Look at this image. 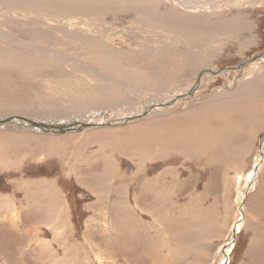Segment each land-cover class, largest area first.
Returning <instances> with one entry per match:
<instances>
[{
	"label": "rangeland",
	"instance_id": "1",
	"mask_svg": "<svg viewBox=\"0 0 264 264\" xmlns=\"http://www.w3.org/2000/svg\"><path fill=\"white\" fill-rule=\"evenodd\" d=\"M60 1L0 0V121H7L0 125V216L5 213L0 220V264H155L157 258L159 264H264V242L250 247L246 258L252 231L263 230L258 238L264 239V228H246L243 210L244 198L259 179L258 174L249 181L252 168L264 166L263 111L253 118L257 120L253 125L243 123L241 138L248 147L240 162L231 157L226 166L181 148L180 139L179 148L171 152L155 147L160 152L153 150V157L162 160L144 164L121 149L129 143V149L137 146L133 132L128 130L126 135V127L144 125L165 138L189 118L197 119V114L211 109L217 96L235 92L250 78L249 85L257 88L232 105L239 100L245 107L264 105V0H211L204 13L214 14L215 25L220 22L215 28L227 27L215 36L206 29L202 11L204 16L196 25L189 22L171 34L163 28L158 31L163 25L157 20L163 13L165 17L173 11L197 13L173 0H79L70 12L56 7ZM189 1L208 7L207 0ZM8 3L16 9L5 8ZM15 4H22L24 11ZM103 6L110 9L103 12ZM181 34H190L187 42ZM59 80L77 91L85 90L96 109L68 110L66 99L50 94ZM159 111L166 113L158 116ZM222 114L239 117L234 106ZM107 129L118 131L119 145L102 146L91 139L96 131ZM85 131L95 135L88 134L83 144L65 141L59 153L63 161L58 147L50 156L45 153L48 142L83 136ZM231 142L237 147L242 141ZM143 143L139 137L141 150ZM31 151L38 155L32 158ZM139 168V177L134 176ZM115 172L129 181L118 180ZM44 180H49L48 186H39ZM6 199L9 203L4 206ZM61 206L66 210H59ZM45 210L63 212L59 229L65 226L64 233L55 235L50 229L47 224L52 218ZM8 221L19 224V231L11 230ZM33 223L43 227L35 238L31 237ZM39 242L46 244L47 253ZM44 254L51 256L46 259Z\"/></svg>",
	"mask_w": 264,
	"mask_h": 264
},
{
	"label": "bare ground",
	"instance_id": "2",
	"mask_svg": "<svg viewBox=\"0 0 264 264\" xmlns=\"http://www.w3.org/2000/svg\"><path fill=\"white\" fill-rule=\"evenodd\" d=\"M8 1H10V0H8ZM13 1V0H12ZM26 1H30V0H26ZM46 1V0H45ZM75 1H79V0H61L60 1V3L58 4V5H56V7L58 8V9H62V10H65V11H67V12H70V11H73L74 10V6H73V4H75L76 2ZM86 1V0H85ZM84 1V2H85ZM143 1V0H142ZM158 1V0H157ZM160 2H162V1H164V2H166V0H159ZM173 1H175L177 4H179L181 7H183V8H185V9H188L189 8V10L190 11H193V12H197V13H191L190 15H188V13H186V15H184V13L182 12H175V11H173L168 17H165L166 16V13H163V15L161 16V18H159V20H157L158 21V23H160L161 25H163V27H158L157 28V30L159 31L160 29H166L170 34L171 33H174V31L176 32L177 30H180V29H182V27H185V25H187V23H192L193 25L195 24L196 25V23L197 22H200L199 20H200V15L201 16H204V15H202L201 13H199V11L201 12H203V14H205L204 13V10H208L210 7H211V5H212V1L211 0H207V4H208V7H207V5H205V6H201V4L199 3V2H195V3H192V2H190L189 0H173ZM2 2V1H1ZM6 2H7V0H6ZM5 2V3H6ZM58 2V1H57ZM97 2V1H96ZM95 2V3H96ZM104 2V1H103ZM160 2H159V4H160ZM16 3H18V2H16ZM56 3V2H55ZM98 3V2H97ZM145 3V2H144ZM150 3V2H149ZM163 3V2H162ZM3 4V3H2ZM28 4H30V3H28ZM92 4V3H91ZM118 4V3H117ZM148 4V3H147ZM12 5V4H11ZM10 5V3H8V6H6L5 8H7V9H10V10H15L16 8L14 7H12ZM14 5V4H13ZM16 6H20V10H21V12H23L24 11V9H23V7L20 5V4H15ZM25 5H27V4H25ZM103 5H105V4H103ZM107 5V4H106ZM253 6H255L256 5V3H254V4H252ZM138 6H140V5H138ZM214 6V5H213ZM35 7H37V6H35ZM92 6H90L89 8H90V11H92L93 9L91 8ZM102 7V6H101ZM100 7V8H101ZM133 7V6H132ZM76 8V7H75ZM157 8V7H156ZM92 9V10H91ZM98 9V8H97ZM107 10V9H110L108 6H103V8H102V10ZM136 9V8H135ZM134 9V10H135ZM158 9V8H157ZM104 10H103V12H104ZM113 11H117L118 10V7H113V9H112ZM156 10V9H155ZM109 11V10H108ZM137 11V10H136ZM151 11V13L150 14H152V15H155V14H157V11H153V10H150ZM93 12V11H92ZM97 12H99L100 13V11H97ZM121 12V11H120ZM134 12V11H133ZM207 12V11H206ZM212 12H213V10H212ZM222 12V11H221ZM90 13V12H89ZM94 13V12H93ZM101 14H103V13H101ZM168 14V13H167ZM216 14H218V13H216ZM215 14V15H216ZM96 15H97V13H96ZM214 14L212 13V14H208V12L205 14V17L207 18L205 21L204 20H202L203 22H205L207 25H208V27H206V29L208 30V29H211L212 30V33H211V36H215V35H219V34H217V33H223V32H225V30H227V27H224V26H219L218 28H215V27H217L218 25H219V23L220 22H218V25H215L214 24V22H216V21H213L211 18H212V16H213ZM56 16V15H55ZM100 16V15H99ZM105 16V15H104ZM89 17H91V16H89ZM97 17V16H96ZM165 17V18H164ZM204 17V18H205ZM221 17V16H220ZM17 18V17H16ZM238 18V17H237ZM71 19H73V18H71ZM88 19V18H87ZM90 19H92V18H90ZM89 19V20H90ZM218 19V18H217ZM93 20V19H92ZM96 20V19H95ZM216 20V19H215ZM94 21V20H93ZM98 21V20H97ZM240 21V20H239ZM89 22V21H88ZM96 22V21H95ZM230 22V21H229ZM224 23V22H223ZM226 23V22H225ZM239 23V22H238ZM156 24V23H155ZM206 24H204V25H206ZM242 24H244V22L242 23ZM203 25V24H202ZM224 25V24H223ZM239 25V24H238ZM74 26V25H73ZM228 26V25H227ZM233 26H235V25H233ZM195 27V26H194ZM239 27V26H238ZM243 27H244V25H243ZM229 29V28H228ZM150 30H151V28H150ZM230 30V29H229ZM239 30H240V28H239ZM243 30V29H242ZM152 31V30H151ZM65 33H67V32H65ZM69 33V32H68ZM165 33V32H164ZM166 34V33H165ZM194 34L196 35V36H199L200 34L199 33H197V31H194ZM10 35V34H9ZM96 36V35H95ZM190 36V34H186V35H183V34H181L180 35V37L181 38H183L184 40H186V37H189ZM193 36V35H192ZM98 37V36H97ZM96 37V38H97ZM101 37V36H100ZM111 37V36H110ZM179 37V38H180ZM195 37V36H194ZM95 38V39H96ZM97 40V39H96ZM95 41V40H94ZM190 41V40H189ZM104 42V41H103ZM186 42H187V40H186ZM192 42V41H191ZM100 43V42H99ZM106 43V42H105ZM107 44V43H106ZM2 45V44H1ZM16 47V46H15ZM105 47V46H104ZM4 48H6V47H4ZM4 48H3V50H4ZM114 48V47H113ZM5 51V50H4ZM8 52V51H7ZM11 52V51H10ZM2 53H4V52H2ZM1 53V54H2ZM199 54H198V56H200L201 58L202 57H204L205 58V56H204V54H202V53H200V52H198ZM6 54V53H5ZM43 54V53H42ZM49 54V53H48ZM120 54V53H119ZM123 54V53H122ZM9 55V54H8ZM203 55V56H202ZM11 56H12V53H11ZM116 57V56H115ZM120 57V56H119ZM11 58V57H10ZM203 58V59H204ZM17 59V58H16ZM11 60H12V58H11ZM11 60H8V62L10 61L11 62ZM14 60V59H13ZM19 60V59H18ZM100 60V59H99ZM16 61V60H15ZM18 62V61H17ZM2 63V62H1ZM7 64V63H6ZM15 64V63H14ZM5 65V64H4ZM29 65V64H28ZM0 66H2V65H0ZM31 66V65H30ZM41 66V65H40ZM45 66V65H44ZM43 66V67H44ZM46 67V66H45ZM56 67V66H55ZM121 67V66H120ZM6 68V67H5ZM7 68H8V66H7ZM48 68V67H47ZM46 68V69H47ZM52 68H54V67H52ZM119 69V68H118ZM122 69V68H121ZM120 69V70H121ZM137 69V68H136ZM21 70V69H20ZM115 70V69H114ZM134 70V69H133ZM18 70L16 69V72H17ZM43 71V70H42ZM19 72V71H18ZM122 74V73H121ZM22 75V74H21ZM119 75V74H118ZM124 75V74H123ZM139 75V74H138ZM130 76H131V74H130ZM140 76V75H139ZM143 76H144V74H143ZM257 76V75H256ZM47 77V76H46ZM71 77V76H70ZM73 77V76H72ZM100 77V76H99ZM43 78H45V77H43ZM57 78H59V77H57ZM64 78H65V76H64ZM64 78H62L61 77V79H63V80H65L66 78H68V77H66L65 79ZM128 78V77H127ZM138 78V77H137ZM142 78H144V77H142ZM28 79H31V78H28ZM60 79V78H59ZM70 79V78H69ZM72 79V78H71ZM131 79H133V77L131 78ZM148 79V78H147ZM146 79V80H147ZM40 80H42V81H44L43 79H41V77H40ZM117 80V79H116ZM258 80V81H257ZM26 81V80H25ZM75 81V80H74ZM125 81V80H124ZM139 81V80H138ZM137 81V83H139ZM145 81V80H144ZM250 81H251V78L249 79V80H247L244 84H242L237 90H235V92L236 91H240L239 93H237V94H233V93H235L234 91H229V92H224V93H222L221 95H219V96H217V97H219V98H217L216 100H215V103H212L213 104V107L211 108V109H206L205 110V112H201V113H199V114H197V116H198V118L197 119H195V118H193V117H191V118H189V122H184L183 124H181V125H179V127L177 128V129H174V130H171V131H169V132H167L166 133V135H165V138L164 137H159V131H157V130H153V129H148L149 127H143V126H136L137 124L135 123L134 125H132V126H136V127H130V128H127L126 127V130H124L125 132H126V135L128 134V130H130V132L132 131L133 132V134H134V136L132 137V139H133V141H134V143H136L137 144V146H136V148H135V150H132V149H129V145H130V143L129 144H124V148H122L121 147V149L122 150H125L126 151V153H128V154H131V155H135L136 157H137V161L140 163V164H144V162H146V160H153V161H157V160H162V156L161 157H158L159 155H157L156 157H153V155H154V151L153 150H156V151H158V152H160L158 149H155V147H159L160 146V148H161V151H167V152H171L170 150H172L173 148H179V144L177 143L178 142V140L180 139V141L181 142H183V146L181 147V148H186V149H190L191 151H193V152H195L196 154L197 153H199V154H201V156L202 155H204L203 157H205L209 162H213V161H215L216 159L220 162V161H222L224 164H225V166H226V162L231 158V157H233V158H236L237 157V161L238 162H240V160H241V158H240V156L241 155H244V151H245V148H246V144L244 143L245 141V138H241V134H243V133H241V128H242V126H243V123H245V122H247V121H250L251 123H252V125H253V122H257V120L256 121H254L253 120V118L254 117H258V115H259V113H260V111H263V113H264V105H262V104H260L259 105V107L258 108H256V104L252 107V108H250V107H245V105L239 100V101H237L234 105H232V103L233 102H235V99H241V98H246V96L248 95V94H250V92H251V90L253 89V88H257V86L255 85V84H251V85H249V83H250ZM261 80H259V79H255V82L257 83H259ZM24 82V81H23ZM22 82V83H23ZM30 82V81H29ZM47 82H48V80H47ZM71 82V81H70ZM69 82V83H70ZM118 82V81H117ZM132 82H134L133 80H132ZM136 82V81H135ZM21 83V84H22ZM114 84V83H113ZM121 84V83H120ZM131 84V83H130ZM30 85V84H29ZM74 85V84H73ZM78 85H79V82H78ZM77 85V86H78ZM90 85V84H89ZM93 85V84H92ZM124 85V84H123ZM122 85V86H123ZM43 86H44V84H43ZM81 86V85H80ZM91 86V85H90ZM119 86V85H118ZM121 86V85H120ZM126 86V85H125ZM150 86V85H149ZM88 87V86H87ZM86 87V88H87ZM260 87V86H259ZM95 88L96 89H99V87L98 86H95ZM106 88H108V87H106ZM112 88H113V86H112ZM122 87H120L119 89H121ZM133 88V87H132ZM131 88V89H132ZM135 88V87H134ZM139 88V87H138ZM40 89V88H39ZM80 89V88H79ZM78 89V91L76 90V89H73L69 84H68V82L67 83H63V81H61V80H59V82L56 84V83H54V85H52L51 87H50V94H57V95H60V96H62L63 97V99H66V103H68V110L70 109V108H72L73 110H74V112L75 113H78L79 111H83V112H86V111H90L91 109L93 110V109H96V107H94V105H95V102L94 101H91V100H89V98H88V96H86V94H87V92H85V90H79ZM90 88H88V90H89ZM111 89V88H110ZM115 89V88H114ZM117 89V88H116ZM118 89V90H119ZM137 89V88H136ZM141 89V88H140ZM107 90H109V89H107ZM106 90V91H107ZM123 90V89H122ZM143 90H144V88H143ZM246 90H247V92H246ZM82 91V92H81ZM92 91H94L93 89H92ZM115 91V90H114ZM124 91H126V90H124ZM134 92H135V90H133ZM96 92V91H95ZM94 92V93H95ZM130 92H131V90H130ZM137 92V91H136ZM139 92V91H138ZM136 94V93H135ZM138 94V93H137ZM140 94H141V91H140ZM57 95H56V97H57ZM111 95H112V93H111ZM110 95V96H111ZM119 95V94H118ZM121 95V94H120ZM123 95V94H122ZM132 96V95H131ZM135 96V95H134ZM133 96V97H134ZM28 97V96H27ZM52 97V96H51ZM108 97V96H107ZM116 97V96H115ZM114 97V98H115ZM120 97V96H119ZM122 97V96H121ZM128 97V96H127ZM260 97H261V95H260ZM48 98V97H47ZM60 98V97H59ZM58 98V99H59ZM30 99H32V98H30ZM57 99V100H58ZM62 99V98H61ZM106 99V98H105ZM109 99V98H108ZM130 99V98H129ZM260 99V98H259ZM51 100V99H50ZM54 100H56V99H54ZM112 100V99H111ZM110 100V101H111ZM118 100V99H117ZM120 100V99H119ZM221 100V101H220ZM121 101H123V100H121ZM125 101V100H124ZM260 101L262 102V100L260 99ZM46 102V101H45ZM53 102V101H52ZM57 102V101H56ZM116 101H114V103H115ZM40 103V102H39ZM48 103V102H47ZM63 103H65V102H63ZM69 103H77L78 104V107H76V106H74V105H71V104H69ZM101 103V102H100ZM9 104V103H8ZM7 104V105H8ZM56 104V103H55ZM124 104V103H123ZM126 104V103H125ZM46 105V104H45ZM50 105V104H49ZM58 105V104H57ZM20 106H22V105H20ZM23 106H24V104H23ZM28 106V105H27ZM61 106V105H60ZM232 106H234V108H235V110H237L238 112H239V117H238V119H236V118H230V117H228V116H226L225 114L223 115L222 113L223 112H229V110H230V108L232 107ZM8 107V106H7ZM31 107V106H30ZM2 108V107H1ZM9 108V107H8ZM18 108H20V107H18ZM55 108V107H54ZM13 109V108H12ZM31 109V108H30ZM200 109V108H199ZM4 110V109H3ZM20 110V109H19ZM1 111V110H0ZM7 111V110H6ZM9 111V110H8ZM39 111V110H38ZM38 111H37V113H38ZM201 111V110H200ZM199 111V112H200ZM20 112H22V111H20ZM40 113V112H39ZM44 113V112H43ZM157 113H159L158 114V116L159 115H162V114H165L166 112H162V111H159V112H157ZM156 113V114H157ZM186 113V112H185ZM184 113V114H185ZM7 115H12V113L11 112H7L6 113ZM22 114V113H21ZM70 115V114H69ZM72 115V114H71ZM43 116V115H42ZM187 116V115H186ZM73 117V116H72ZM80 117H84V115H82V116H80ZM112 117V116H111ZM154 117V116H153ZM153 117H149V118H153ZM155 117H157V116H155ZM71 119H73V118H71ZM81 119V118H80ZM154 119V118H153ZM150 121V120H149ZM144 123V122H143ZM147 123V122H146ZM141 124V123H140ZM145 124V123H144ZM147 124H149V123H147ZM146 125V124H145ZM246 125V124H245ZM244 125V126H245ZM251 125V124H250ZM257 125H259V123L257 124ZM151 126H153V125H151ZM155 126H156V124H155ZM177 126V125H176ZM151 128V127H150ZM244 128V127H243ZM247 127H245V129H246ZM251 128V127H250ZM249 128V129H250ZM12 129V126L11 127H9V130H11ZM110 129V128H109ZM243 131V130H242ZM94 132V131H93ZM92 131H85L82 135L83 136H81V135H71V136H69V137H67V138H64V139H59V140H57V141H51V142H48L47 143V151L45 152L46 154H48V156H50V155H52V153L54 152V150H55V147H58L59 148V152H58V155L61 157L62 156V154H59L61 151H63V147H62V145L63 144H66L67 142H65V141H68V140H72V141H74V143L76 142L77 143V145L78 144H80V143H82L83 141H85L86 140V138L88 137V139H89V135L88 134H94ZM244 132H245V130H244ZM103 133H106V134H104L103 135ZM118 133V131L117 132H114V130H111V131H108V129L107 130H101V131H96L95 132V134H96V137L95 138H91V139H94L95 141H97V142H99L102 146H104V145H110V144H113V143H115V144H117V145H119L120 143H121V141H122V138H120V137H118L116 134ZM124 135H122V136H125V133L124 132H122ZM121 133V134H122ZM87 134V135H86ZM94 134V135H95ZM121 136V135H120ZM121 136V137H122ZM239 136V137H238ZM139 137L141 138V140L142 141H144V143L142 144V150L140 149V147H139V145H138V141H139ZM11 138V137H10ZM22 138V137H21ZM120 138V139H119ZM87 139V140H88ZM121 140V141H115V140ZM231 139H240L242 142L241 143H239L238 145H237V147H234L233 146V143L231 142ZM15 140H18V139H15ZM126 140H127V142H129L130 141V139L128 138H126ZM129 140V141H128ZM18 141H20L21 143L23 142V141H21V140H18ZM123 141H124V139H123ZM68 142H70V141H68ZM117 142V143H116ZM247 142V141H246ZM89 143V142H88ZM70 144V143H69ZM83 144V143H82ZM81 144V145H82ZM85 144V143H84ZM114 144V145H115ZM237 144V143H236ZM77 145H74V146H77ZM70 146H73V145H70ZM98 146V145H97ZM62 147V148H61ZM248 147V146H247ZM66 148V147H65ZM70 148V147H69ZM75 148V147H74ZM73 148V149H74ZM78 148V147H77ZM77 148H75L76 150H77ZM72 149V148H71ZM116 149V148H115ZM69 150V149H68ZM113 150V149H112ZM81 151V150H80ZM84 151H85V149H84ZM189 151V150H188ZM32 152V154H31V157L33 158V157H36L38 154H37V152H33V151H31ZM73 152V151H72ZM173 152V151H172ZM76 153H77V151H76ZM120 153V152H119ZM161 153H163V152H161ZM165 153V152H164ZM163 153V154H164ZM183 153V152H182ZM186 153V152H185ZM1 154V153H0ZM64 154V153H63ZM68 154H70V153H68ZM127 154V155H128ZM57 155V156H58ZM165 155V154H164ZM56 156V157H57ZM80 156V155H79ZM114 156V155H113ZM59 157V158H60ZM130 157V156H129ZM72 158V157H71ZM71 158H70V160H71ZM74 158H76V157H74ZM132 158V157H131ZM135 158V157H134ZM202 158V157H201ZM246 158H247V156H246ZM65 159H67V157L65 158ZM68 159H69V157H68ZM113 159V158H112ZM61 160L63 161L64 159H63V157H61ZM61 160H58L59 161V163H61ZM85 160V159H84ZM133 160V159H132ZM67 161V160H66ZM72 162V161H71ZM0 163H2V160L0 159ZM217 163V162H216ZM221 163V162H220ZM86 164V163H85ZM208 164V163H207ZM59 165V164H58ZM105 165V164H104ZM109 165V164H108ZM208 165H212V164H208ZM114 166V165H113ZM112 166V167H113ZM216 166V165H215ZM224 166V165H223ZM237 166V165H236ZM116 167V166H115ZM108 168V167H107ZM106 168V169H107ZM110 168V167H109ZM244 168V167H243ZM102 170H104L105 171V169H102ZM112 170V169H111ZM117 170V169H116ZM262 170H263V168H262V166H261V170H260V168H258V170L257 171H259V175H260V173L262 172ZM104 171H102V172H104ZM142 171H146V169H144V170H142ZM111 172V171H110ZM140 172H141V170H140V168L136 171V175H134V176H137V177H139V174H140ZM263 173V172H262ZM103 174V173H102ZM109 174H111V173H109ZM108 174V175H109ZM113 174H114V172H113ZM119 174V173H118ZM118 174H117V172H115V176L118 178V180H120V181H122V182H125V181H129V179L126 177V176H122V177H118ZM223 174V173H222ZM257 172H256V176H255V178L257 177ZM101 175V174H100ZM120 175V174H119ZM240 176L241 175H239V174H237V178H238V180L240 179ZM78 177H80V176H78ZM115 177V178H116ZM225 177V176H224ZM82 179H84L83 177H82ZM81 179V180H82ZM76 180H77V178H76ZM80 180V179H79ZM79 180H77V181H79ZM118 180H117V182H118ZM134 180H135V178H134ZM49 181V180H48ZM47 180H44V181H42L44 184H47V183H49ZM98 181H100L99 180V178H98ZM115 182V181H114ZM256 182V181H255ZM51 183V182H50ZM104 183V182H103ZM108 183V182H107ZM106 183V184H107ZM110 183V182H109ZM262 183V182H261ZM52 185L54 184V183H51ZM51 184H50V186H51ZM105 184V183H104ZM111 184V183H110ZM147 185V184H146ZM253 185H254V182H253ZM45 186V185H44ZM47 186H48V184H47ZM54 186V185H53ZM150 185H148L147 187H149ZM151 187V186H150ZM254 187V186H253ZM89 188V187H88ZM97 187H95V189H96ZM113 188V187H112ZM140 188V187H139ZM142 188V187H141ZM144 188H145V186H144ZM143 188V189H144ZM183 187L181 186V189H182ZM94 188H91V190H93ZM147 189V188H146ZM51 190V189H50ZM108 192V191H107ZM95 193V192H94ZM113 193V192H112ZM112 193H111V196H112ZM117 195H119V194H117ZM61 196V195H60ZM109 198V197H108ZM3 199V198H2ZM50 199L51 200H53L51 197H50ZM50 199H48V204H52V202L53 201H50ZM118 202H120V201H118ZM6 203H9L8 201H7V199L4 201V203L2 204V205H4L5 206V204ZM115 203V202H114ZM123 205V204H122ZM137 207V209H135V208H133V210L135 209V210H138V203L135 201V204H134V206L133 207ZM9 207V206H8ZM63 206H61V208L59 209V210H66L65 208H62ZM53 208V207H52ZM119 208V207H118ZM127 208V207H126ZM99 209V208H98ZM131 210V209H130ZM112 212V211H111ZM115 212H116V210H115ZM45 215H48L49 217L51 216V218L53 219H51V220H49L50 222H49V224H47V225H49V227H51L50 225H52V226H55V225H59V226H61L62 225V217L64 216V214H63V212H61V211H59L58 213H52V210H45ZM127 213V212H126ZM246 215V214H245ZM2 217H4V216H2ZM128 218V217H127ZM246 218H247V215H246V217H245V220H244V222H245V225H247L246 223ZM248 219V218H247ZM64 220V219H63ZM11 221H14L13 219L11 220ZM127 221V220H126ZM248 221V220H247ZM138 223H140L139 221H137ZM12 224H16V223H12ZM39 225V224H38ZM45 225V224H44ZM244 225V224H243ZM36 227H37V224L35 225ZM58 226V227H59ZM41 227V226H40ZM46 227V226H45ZM210 227V226H209ZM61 228V227H60ZM211 232V231H210ZM36 233V232H35ZM214 234V233H213ZM35 236H36V234H35ZM210 237V236H209ZM35 238V237H34ZM205 238H206V236H205ZM32 240H33V238H31ZM37 239V238H36ZM202 240L204 239V238H201ZM38 240H40V239H38ZM37 240V241H38ZM200 240V239H199ZM36 241V242H37ZM149 241V240H148ZM201 241V240H200ZM203 241H205V240H203ZM200 244H201V242H200ZM42 246L41 247V249L42 250H44V252L47 250L45 247H46V244L45 243H43V242H39V244H38V246ZM256 245V241H253V242H251L250 243V246H252L251 248H254L253 246H255ZM199 247V246H198ZM251 248H249V249H251ZM201 250V249H200ZM252 250V249H251ZM254 250V249H253ZM44 252H42V253H44ZM46 253H47V251H46ZM50 253V252H49ZM54 254V253H53ZM50 256L51 255H42V257L43 258H46V259H48V258H50ZM154 256V255H153ZM36 258L37 259H40V256L38 255V256H36ZM51 258H54V257H51ZM176 258V257H175ZM55 259V258H54ZM157 260L159 261V259L157 258ZM156 259H155V261H154V263L155 264H159V262L157 261ZM176 260V259H175ZM161 261H163V260H161ZM177 262V261H176ZM37 264V263H36ZM42 264H44L43 262H42ZM152 264H153V261H152Z\"/></svg>",
	"mask_w": 264,
	"mask_h": 264
},
{
	"label": "crops",
	"instance_id": "3",
	"mask_svg": "<svg viewBox=\"0 0 264 264\" xmlns=\"http://www.w3.org/2000/svg\"><path fill=\"white\" fill-rule=\"evenodd\" d=\"M259 167L261 170V166H259ZM262 168H263V170H262L263 173L262 172L260 173L259 179L256 178V182L254 183V187L252 186L251 190L247 193V196L244 198V201H243V207H244L243 210H245L246 215H248L247 216L248 219L246 218V222H247L246 223L247 225H245L246 228H248V227L264 228V166H262ZM257 170H258V168L257 169L252 168V174H251V176H249V181H251L256 176V172L258 174L259 171H257ZM44 185H45L44 183H41V182L39 183V186H44ZM11 212H13V210H9V213H11ZM6 213H8V212H6ZM2 216L5 217V213H3L0 216V220H2L4 218ZM11 220H9V221H11ZM1 223L2 222H0V227H1ZM36 224L37 223H33V224H31V226L33 227V225H36ZM8 226L11 230H16L17 232L19 231V224L16 225V224H11L9 222ZM50 226H51L50 229L55 232V235L64 233V231H65L64 229L66 228L64 226L63 229H59V227H61L63 225H61V226L50 225ZM245 226L243 225V228ZM41 228H43V227L42 226L40 227V225L37 224V227H35L33 229L34 231H31V232H33L31 237H33L37 232L39 233ZM27 232H29V231H27ZM262 232H263V230H262ZM262 232H260V230L252 231V237L249 239V246H248L249 248L252 247V246H250V243L253 241H256V243L258 241L264 242V239L258 238L262 235ZM38 236H39V234H38ZM31 237H30V242L32 241ZM44 241H46V240L44 239ZM65 242H66V240L63 241L62 243L65 244ZM249 248H247L246 252H245L246 258L248 257V251H251V250H248ZM242 263H243V261H242Z\"/></svg>",
	"mask_w": 264,
	"mask_h": 264
},
{
	"label": "water",
	"instance_id": "4",
	"mask_svg": "<svg viewBox=\"0 0 264 264\" xmlns=\"http://www.w3.org/2000/svg\"><path fill=\"white\" fill-rule=\"evenodd\" d=\"M4 122H7V121H3V120H2V121H0V125H2L1 123H4Z\"/></svg>",
	"mask_w": 264,
	"mask_h": 264
}]
</instances>
